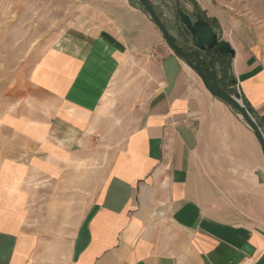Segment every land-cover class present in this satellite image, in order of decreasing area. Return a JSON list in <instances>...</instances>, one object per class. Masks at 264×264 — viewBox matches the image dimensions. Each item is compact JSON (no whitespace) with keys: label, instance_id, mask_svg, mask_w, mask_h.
<instances>
[{"label":"crops","instance_id":"obj_1","mask_svg":"<svg viewBox=\"0 0 264 264\" xmlns=\"http://www.w3.org/2000/svg\"><path fill=\"white\" fill-rule=\"evenodd\" d=\"M8 2L21 0H0V264H264L263 148L145 8L111 1L95 7L88 29L69 26L35 43L24 40L30 15L1 23ZM258 19L263 25L264 13ZM231 26L236 54L216 59L215 80L230 91L238 84L264 125V27ZM137 52L160 57L159 89L74 233L42 239L41 220L30 218L40 194L33 183L82 171L72 161L104 128L105 95Z\"/></svg>","mask_w":264,"mask_h":264},{"label":"rangeland","instance_id":"obj_2","mask_svg":"<svg viewBox=\"0 0 264 264\" xmlns=\"http://www.w3.org/2000/svg\"><path fill=\"white\" fill-rule=\"evenodd\" d=\"M111 1L117 0H71V2L21 0L18 4L8 2L2 7L3 16L7 15V18H3L1 23L9 26L19 21L16 17L19 12L27 17L30 15L29 19L23 20L24 40L38 38L35 43H41L69 26L86 30L89 25H95L93 23L96 21L94 17L97 16L94 12L95 7ZM131 2L141 5L138 1ZM151 2L163 22L178 37V43L185 49H190L191 43L190 36L180 20V9L192 16H201L215 29L221 28V38L229 42H231L229 31L233 28L231 24L234 26L248 23L254 28L264 27L262 20L258 19L264 13V0H151ZM87 9H92V13L87 14ZM83 14L86 17L80 19ZM159 58L155 56V59H149L148 56H143L142 52L132 53L123 58L119 76L107 91L101 106V114H98L104 120V128L99 127L93 134L96 137L94 144L88 149L86 156L80 158L82 161H79V157L72 161V167L82 166V171L75 170L77 177L58 178L50 182L39 180L33 183L32 186H35L40 194L35 202L37 210L33 211V217L30 211V218L41 220L39 235L42 239H53L54 236L64 233L67 237L72 235L76 221L106 185L111 157L121 148L126 137L138 128L146 102L160 87L161 79L157 67ZM225 58L230 59L231 56ZM224 60H221V72L228 70L229 61ZM59 221L65 225L54 226Z\"/></svg>","mask_w":264,"mask_h":264},{"label":"water","instance_id":"obj_3","mask_svg":"<svg viewBox=\"0 0 264 264\" xmlns=\"http://www.w3.org/2000/svg\"><path fill=\"white\" fill-rule=\"evenodd\" d=\"M134 1H138L145 8L151 19L161 30L167 44L199 74L207 90L213 96L224 101L236 112L240 113L245 122L253 129L264 151L263 122L240 101L239 93H232L230 90L219 85L215 80L212 64L215 59L224 55L234 57L236 54L232 43L221 38V28L215 29L201 16H192L183 9H180V20L190 36L191 43V48L185 49L178 43V37L163 22L151 0ZM205 63L211 64L208 70L212 81L207 78V67Z\"/></svg>","mask_w":264,"mask_h":264},{"label":"flooded vegetation","instance_id":"obj_4","mask_svg":"<svg viewBox=\"0 0 264 264\" xmlns=\"http://www.w3.org/2000/svg\"><path fill=\"white\" fill-rule=\"evenodd\" d=\"M215 62H216V59H215V61L212 63V64H215ZM205 66L207 67V78L210 80V81H212V79H211V77H210V75H209V66H211V64H209V63H205Z\"/></svg>","mask_w":264,"mask_h":264},{"label":"built area","instance_id":"obj_5","mask_svg":"<svg viewBox=\"0 0 264 264\" xmlns=\"http://www.w3.org/2000/svg\"><path fill=\"white\" fill-rule=\"evenodd\" d=\"M235 92L239 93L240 94V101L243 103V99H242V94H241V91H240V88H239V85L236 84L235 86Z\"/></svg>","mask_w":264,"mask_h":264},{"label":"trees","instance_id":"obj_6","mask_svg":"<svg viewBox=\"0 0 264 264\" xmlns=\"http://www.w3.org/2000/svg\"><path fill=\"white\" fill-rule=\"evenodd\" d=\"M247 108L251 110V108L247 105Z\"/></svg>","mask_w":264,"mask_h":264}]
</instances>
